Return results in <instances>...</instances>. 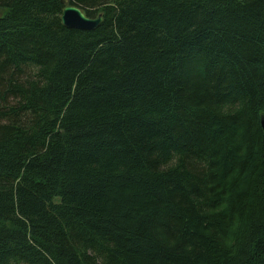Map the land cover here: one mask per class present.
Masks as SVG:
<instances>
[{
  "label": "trees",
  "instance_id": "1",
  "mask_svg": "<svg viewBox=\"0 0 264 264\" xmlns=\"http://www.w3.org/2000/svg\"><path fill=\"white\" fill-rule=\"evenodd\" d=\"M261 114L264 0H0V264H264Z\"/></svg>",
  "mask_w": 264,
  "mask_h": 264
},
{
  "label": "water",
  "instance_id": "2",
  "mask_svg": "<svg viewBox=\"0 0 264 264\" xmlns=\"http://www.w3.org/2000/svg\"><path fill=\"white\" fill-rule=\"evenodd\" d=\"M65 6L62 10L60 21L67 29H75L81 31L95 30L102 21L101 15L95 19L86 17V15L78 8L70 6L65 1H61ZM260 127L264 132V115H260Z\"/></svg>",
  "mask_w": 264,
  "mask_h": 264
}]
</instances>
